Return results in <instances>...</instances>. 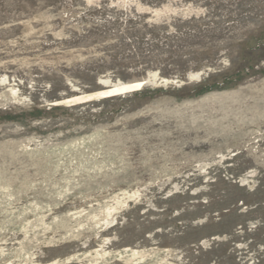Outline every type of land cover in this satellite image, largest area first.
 Segmentation results:
<instances>
[{
  "label": "rangeland",
  "instance_id": "374dc122",
  "mask_svg": "<svg viewBox=\"0 0 264 264\" xmlns=\"http://www.w3.org/2000/svg\"><path fill=\"white\" fill-rule=\"evenodd\" d=\"M0 264H264V0H0Z\"/></svg>",
  "mask_w": 264,
  "mask_h": 264
},
{
  "label": "water",
  "instance_id": "95a60500",
  "mask_svg": "<svg viewBox=\"0 0 264 264\" xmlns=\"http://www.w3.org/2000/svg\"><path fill=\"white\" fill-rule=\"evenodd\" d=\"M87 95V94H86Z\"/></svg>",
  "mask_w": 264,
  "mask_h": 264
}]
</instances>
